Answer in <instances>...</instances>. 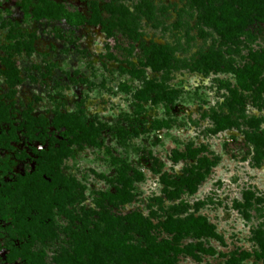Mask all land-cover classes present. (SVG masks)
Instances as JSON below:
<instances>
[{"label":"rangeland","instance_id":"rangeland-1","mask_svg":"<svg viewBox=\"0 0 264 264\" xmlns=\"http://www.w3.org/2000/svg\"><path fill=\"white\" fill-rule=\"evenodd\" d=\"M13 3L0 0V102L14 125H19L25 110L35 119H50L55 111H81L87 122L135 131L136 136L124 146L104 133L111 155L132 163L143 174L135 181L132 203L114 207L103 202L104 208L114 215L137 210L154 222L168 215L206 216L222 237V242L204 240L216 254L204 256L200 263L183 256L179 264H228L226 260L241 251H259L257 231L264 233V145L249 144L248 154L238 147L226 153L224 145L242 142L245 133L263 136L264 92L257 98L258 105L240 108L229 101L238 89L235 74L251 62V52L264 51V24L255 21L239 39L224 42L204 20L207 9L200 4L204 0L64 1L67 9L78 10L88 19L93 4L100 10L99 23L80 29L58 21L24 19ZM159 45L166 46L167 57L153 53ZM7 63L17 69L14 85L4 73ZM225 115L230 123L218 130L214 118ZM156 120L172 122L156 128ZM7 129L8 123L0 121V131ZM11 145L12 150L0 146V179L4 181L15 179L25 164L32 167V148H44L46 143L20 136ZM187 145L206 147L210 156L218 157V164L196 193L184 191L170 198L162 178L178 177L194 163L173 160L172 154L184 152ZM20 151L27 157L19 158ZM108 157L85 146L63 160L64 174L74 176L81 186L69 206L75 217L94 219L99 210L96 193L112 189L97 176L115 175ZM153 157L161 161L160 171L153 166ZM246 193H250L248 202ZM66 221L58 218L60 223ZM6 225L0 219V227ZM7 239L3 231L0 264H5ZM190 241L184 239V243ZM241 264H264V260L252 256Z\"/></svg>","mask_w":264,"mask_h":264},{"label":"trees","instance_id":"trees-1","mask_svg":"<svg viewBox=\"0 0 264 264\" xmlns=\"http://www.w3.org/2000/svg\"><path fill=\"white\" fill-rule=\"evenodd\" d=\"M7 1V0H3ZM66 0H13L24 19L36 22H62L73 29L86 24L100 22L101 12L96 4L91 7V18H86L78 10L64 6ZM200 3L207 12L204 20L224 42H234L245 34V29L253 22L264 24V0H222L215 5L214 0ZM2 10L0 9V14ZM153 53L167 57L166 46H155ZM251 62L235 74L238 89L231 93L230 106L243 107L245 104L258 105L259 96L264 92V51L250 53ZM4 73L10 85L18 81L17 69L7 63ZM142 73L143 71H139ZM249 93L245 96L243 93ZM256 93V95H252ZM141 95V94H139ZM143 96V95H141ZM172 96V95H171ZM139 98H141L139 96ZM168 115L170 110L165 108ZM0 121L8 123V129L0 131V146L12 150V143L19 137L27 141L40 140L44 148H32V167L25 164L24 171L15 179H0V219L7 224L0 227V236L7 232L5 244V264H179L181 257H189L200 263L204 256H214L216 251L204 243L206 239L222 242L221 235L206 216L174 218L168 215L156 222L133 210L123 215H114L103 207V202L114 207L132 203L136 198L135 181L143 174L132 163L115 158L106 145L104 133L112 134L119 145L136 136L135 131H127L120 125L103 122H87L83 112H57L50 119L32 117L31 112L21 113V121L14 125L8 110L0 102ZM218 130L230 123L229 115L214 118ZM170 120H156V128L168 127ZM19 130H22L18 133ZM263 136L245 133L242 142L233 141L224 145V151L231 153L235 147L249 153V144L259 148L264 145ZM85 146L102 150L108 161L115 166V175L106 177L97 174L112 189L97 192L99 210L94 219L75 217L69 206L81 191L76 178L62 171L63 160L71 158L74 152ZM146 153L152 156L149 150ZM19 158L27 155L20 151ZM173 160L194 161L178 177L162 178L165 193L177 198L182 192L194 194L199 184L217 166L218 157L210 156L206 147L187 145L184 152L173 153ZM157 171L162 163L153 157ZM169 188V189H167ZM250 193L245 194L246 202ZM63 217L65 224L58 222ZM78 221V223H75ZM156 232L166 235L159 237ZM192 241L184 243V239ZM259 251H241L230 256L228 264H241L254 257L264 260V233L257 231ZM51 252L49 257L47 252ZM219 264V263H217Z\"/></svg>","mask_w":264,"mask_h":264}]
</instances>
